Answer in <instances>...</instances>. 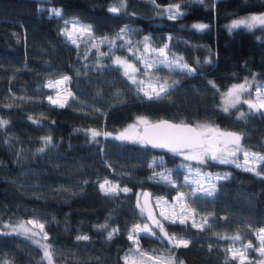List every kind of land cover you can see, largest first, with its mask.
I'll use <instances>...</instances> for the list:
<instances>
[{
  "label": "trees",
  "instance_id": "obj_1",
  "mask_svg": "<svg viewBox=\"0 0 264 264\" xmlns=\"http://www.w3.org/2000/svg\"><path fill=\"white\" fill-rule=\"evenodd\" d=\"M120 3L0 0V121H7L0 126V221L43 224L52 264H125L126 251L136 247L129 231L147 218L137 207V192L146 189L151 199L168 202L183 194L186 223H161L189 246L175 248L155 228V235L136 233L141 249L174 253L176 263L240 264L227 249L251 242L244 264L264 262L255 237L264 226V162L256 165L257 175L207 158L203 164L186 161L115 136L135 117L166 118L235 132L244 149L264 155L263 113L243 103L227 112L218 107L231 85L250 77L264 81V31L228 26L244 14L264 12V0H124L118 13L108 11ZM176 5L183 15L169 19L166 10ZM70 19L91 26L92 34L73 44L62 32ZM195 24L208 27L201 31ZM144 43L167 45V52L178 53L194 69L155 67L171 85L162 98L145 97L109 61L113 53L130 58L127 48L139 50ZM62 74L69 77L72 96L59 107L48 100L44 82ZM238 111L245 115L238 119ZM90 130L100 135L93 139ZM45 137L51 142L45 144ZM193 169L222 173L212 196L184 181ZM105 180L118 185L115 193L104 194ZM205 218L210 223L203 231L192 227L193 220L199 225ZM81 235L89 239L77 240ZM236 235L241 239H232ZM4 261L45 264L36 245L0 231V264Z\"/></svg>",
  "mask_w": 264,
  "mask_h": 264
},
{
  "label": "snow or ice",
  "instance_id": "obj_2",
  "mask_svg": "<svg viewBox=\"0 0 264 264\" xmlns=\"http://www.w3.org/2000/svg\"><path fill=\"white\" fill-rule=\"evenodd\" d=\"M203 2V0H201ZM124 0H121L119 7H110L108 9L109 12L112 13H118L121 9V7H125ZM176 10L174 12H170L169 19H176L178 16L183 15L182 12L179 11V5L175 6ZM53 14L57 17L61 16V10L60 9H54ZM67 24L68 21H65ZM257 24L264 25V15L260 16H251L249 18L245 19H239L234 20L231 25L229 26V29H234L240 26L252 28L255 27ZM194 28L197 30H204L208 27L206 24H195L193 25ZM124 29H121V32H123ZM80 33L83 35L84 33H87L88 35L92 34V28L91 26H80L76 27L75 22L73 24L72 31H65V35L68 36L69 40L72 41L73 44L77 43V38L74 37V33ZM107 39V38H104ZM148 38L145 37V40ZM167 48V45H165L164 48L158 49L160 56H165V49ZM147 47L145 51H147ZM115 64L122 66L124 68V75L129 78V80L133 83H137V79L135 75H131V73H135L137 71V68L128 63L126 60L121 59L120 57H117L114 61ZM161 63H164L165 67H169L171 69V63L168 61H162ZM146 68L151 69L153 65L146 64ZM177 67H179L181 72L187 71L188 73H192L194 69L190 68L187 64H177ZM69 80V77L64 76L60 80L56 81H49L46 85L49 88H55L59 87L60 85L65 84ZM211 83V82H210ZM140 85H144L143 87H139L138 91L143 92L144 96L148 99H154V98H162V94L168 93L169 88L171 85H168L167 82L160 84H148L145 85L144 81H139ZM250 82L247 78H245L244 83H238L232 85L231 88L228 89L227 93L224 94V111L227 112L230 107H235L237 104L243 102L246 103L249 107V109H252L254 111H264V91H261L260 88L256 89V100L255 102L251 99H243L242 100V94L249 91ZM215 87V85H213ZM150 88L151 91H148L147 89ZM68 97L72 96L71 92H68ZM49 101L53 104H58L59 107H64L67 103V97L63 99V102H60L59 100H53L51 96H49ZM245 114L243 112L240 113V116L237 117L242 118ZM33 123H38V121H33ZM7 124V121H0V126H3ZM138 124H142L143 131H136L134 135H129V129H134L137 126L136 125H130L129 129H126L124 133H121L119 136L116 137V139H128L133 140L136 142L137 138L140 143L144 144H151L152 147H167L170 151H173L177 154L184 155L185 160H195L198 163H206V158L211 159L213 161H218L220 163H233V161L229 160L228 156H235L238 151H241V135L230 132V131H222L221 129L217 127H212L208 124H200L196 126H189L184 123L175 124L170 123L168 121L161 120L158 123L151 124L149 121L143 117L138 118ZM91 137L95 139L98 135H100L99 132L95 130H90ZM105 135H109L108 133H105ZM45 144H48L51 142L50 137L44 138ZM39 151H44L43 148L39 149ZM244 163L245 165L249 164L250 161L253 164H259L261 162H264V155H259L256 153H249L247 151L244 152ZM237 167H241L239 163L236 164ZM245 171L253 172L257 175L258 173L256 171V167H245ZM227 178V177H225ZM163 179L168 180L170 182V176H164ZM217 179H220V177H217ZM175 186V185H173ZM101 190L104 192L105 195L113 194L117 191L118 185L111 184L108 180H105L104 183L100 184ZM212 190H206V194L208 196H212L214 194L215 185L211 186ZM121 191L128 192L129 189L124 188L120 189ZM145 196L148 195V193L144 194ZM184 196L183 194H179L176 197L177 205L180 206V212H177L176 208L173 207L171 214L169 215L168 211L166 209H161V216L164 218V220H168L172 224H176L177 222L181 225H184L186 223V220L188 219L187 216L182 215V213L185 211V208L183 206ZM160 202H158L157 207H159ZM137 207L140 208V204L137 203ZM144 208H141V212H144ZM149 219L152 220V225L155 228H159L160 234L163 236L164 239H166L169 244H172L175 248L185 247L187 248L189 246L190 241L183 238L178 237L175 232L169 233L165 225L160 222V220L156 219L151 212H149ZM210 222L205 218L203 224H197L195 220L192 222L193 228H199L201 231L204 230V226L208 225ZM27 224L32 225L33 228H39V233L35 231H31L28 228H25L24 224H19L16 228L13 229V231H17L18 229H22L25 233L31 231L32 236H37L39 234H42L43 240H48L47 234L44 232V225L39 223L36 220H28ZM4 227H9V225H4ZM101 227H107V225H103ZM116 229H113V233L116 232ZM143 232L148 235H155L149 227L148 224H144L143 227L141 225L137 224L133 228V233H139ZM257 239L260 241V247L258 251L260 252L261 256H264V228H260L257 232ZM108 238H112V233H109ZM222 239H228L229 237H221ZM88 236H77V240H88ZM128 239L133 241L136 245L135 251L138 253V255H126L124 257L125 264H176L175 260V254L171 253L168 256H164L163 254L157 255L155 253H148L145 252L143 249L139 247V243L137 238L133 234H129ZM232 239L239 240L241 237L239 235H236L235 237H232ZM33 243L38 244L43 249V258L48 261V264H52L53 262V254L50 251L51 244H40L39 240H34ZM246 248H252V243H248ZM227 251L232 253V259H237L239 257L240 264H244V261L247 259L246 253L243 248H228ZM3 264H9L8 261H4ZM180 264H183L181 261Z\"/></svg>",
  "mask_w": 264,
  "mask_h": 264
},
{
  "label": "rangeland",
  "instance_id": "obj_3",
  "mask_svg": "<svg viewBox=\"0 0 264 264\" xmlns=\"http://www.w3.org/2000/svg\"><path fill=\"white\" fill-rule=\"evenodd\" d=\"M54 9H58V8L57 7L56 8L49 7V12L53 13ZM174 11H175V9L169 10L167 8L166 14L169 15L170 12H174ZM260 15H264V12L244 14V15L238 17V18H235V19L231 20L229 22L228 26H230L231 23L234 20L245 19V18H249L251 16H260ZM67 21H68V23L67 24L64 23V26L62 28V32L63 33H65L66 30L69 31V32L72 31L74 22H75V26L76 27L85 26V25H83V24H81V23H79V22H77L75 20H72V19L67 20ZM256 27L260 28L262 30V32L264 31V25L257 24ZM83 35L86 36L87 33H84ZM64 36L68 38L67 35L64 34ZM80 36H81L80 33H78V32L74 33V37L75 38L80 37ZM95 44H96L95 42H93V41L91 42V46H94ZM146 47L148 49L147 51H145ZM160 48H164V47L153 48V47H151L150 45H148L146 43H144L139 50L137 48L133 49V48L128 47L127 51L131 55L130 58L113 53L111 55L109 61H110L111 64H115L114 63L115 59L117 57H120L121 59L126 60L128 63L134 65L137 68V71L135 73H131L130 72V74L131 75H135V77L137 79V85L136 84L135 85H136V87L138 86V88L144 86V85H140L139 84V81H141V80L144 81L145 85H148L150 83L151 84H156L157 82L160 83V84H163V83L167 82V84L169 85L170 81L167 78L161 77L157 72L154 71V68L159 66V65L165 67L164 63H161L162 61L172 62L171 66L173 68H179V67H177V64L178 63L179 64H183V62L181 61V57H180V55L178 53L176 54L174 52H167L165 50V53H166L165 56H160L159 52H158V49H160ZM132 56H134V57H132ZM146 64H151V65H153V67L151 69H148V68L145 67ZM115 65H117V64H115ZM119 67L121 69V73L123 74V76L129 82H131L129 80V78L124 75V68L122 66H119ZM138 67L140 68L139 70H138ZM137 73L139 74V76L137 75ZM64 76H67V74H62V75H60V76H58L56 78H53V79H50V80H46L44 82V87L49 90V96H51L53 100H59L60 102H63V99L65 97H67V99L69 98L67 94H68V92H70V90L68 89L67 82L65 84L60 85L59 87H55V88H49V87L46 86L49 81H53L54 82L56 80L62 79ZM248 81L250 82L249 91H247V92L242 94V100L243 99H251L252 101L255 102V100H256V89L260 88L261 91H264V81L258 82L257 79L254 78V77L248 78ZM238 83H244V81H241V82H238ZM238 83H236V84H238ZM231 87H232V85L229 88H231ZM228 89L220 97V103H219L218 107L220 109H222V110L225 107V104L223 102L224 101V94L227 93ZM147 90L151 91L150 88H148ZM141 93L143 94V92H141ZM241 103H243V102H241ZM243 104L247 105L246 103H243ZM56 105H58V104H56ZM240 112L241 111H238L236 113L237 116H239ZM261 112L264 115V111H261ZM138 118H140V117H135L131 122L126 124L124 127H122L116 133L115 136L117 137L121 133H124L126 129H129L130 125H136L137 126L136 128L129 129V135H134L136 131H139L140 125H142V124H138ZM200 124H202V123H197V124H195V126L196 125H200ZM210 126L215 127L213 125H210ZM121 140L134 142L133 140H128V139H121ZM135 143H139L138 138H137ZM245 151H247L249 153H255V152L246 150V149H244L241 146V151H238L235 156H228L227 158L229 160L233 161L232 164H234L235 166H236L237 163H239L241 165L240 168H242V169H244L245 167H252V166L256 167L257 164H253L251 161H250L249 164L245 165V163H244V159H245L244 158V152ZM256 154H258V153H256ZM178 155L181 156L184 159V155H182V154H178ZM259 155H262V154H259ZM186 161H190V160H186ZM191 161H195V160H191ZM185 175L186 176H184V178H183L184 181H186L189 184H191L192 188H194L195 191L204 194V193H206V190H212L211 186L214 185L215 180L217 179V177H220L222 175V173H219V172H216V171L208 172V171H200L198 169H193L191 171L186 172ZM102 183H104V181H102ZM139 193H140V191L137 192L136 198L138 197ZM176 195L178 196L179 194H176ZM177 196H175V198H174V200L172 202H168L164 198L162 199V198H159V197L151 199L153 207H154V210H155L156 219L160 220V222L164 221V218L160 214L161 213V209H166L168 211L169 215L171 214L173 207L176 208L177 212H180V206L177 205V202H176V197ZM158 202H160L159 207H157ZM183 214H184V212L182 213V215ZM144 219H145L144 223L139 224V225H141V227H143L144 224H148L150 229H151V231H152V229L155 230V227H153V225H152V220H150L148 218H145V217H144ZM28 220H34V219H27V220H24V219L2 220V221H0V231L6 232V233L17 234L19 236L24 237L25 239L30 241L32 244L36 245L40 249L43 261L45 262V264H48V261L43 258V249L38 244L33 243L34 240H39L40 244H46L45 240L42 239V234H39L37 236H32L31 235V231H35V232L39 233V228H33L32 225L27 224ZM21 223L24 224L25 228H28L31 231L27 232V233H25L22 229H18L17 231H13V229L16 228ZM6 224L9 225V227H7V228L4 227V225H6ZM135 225H137V224H135ZM135 225H133L131 227V230L129 231V234L131 233L134 236L136 235V233H133V228L135 227ZM260 228H264V226L260 227ZM260 228L255 230V237H256V240H257V242L259 244L258 245V249L260 247V241L257 239L256 232ZM129 234H128V236H129ZM131 243L134 244L133 241H131ZM246 245L237 246V247H231V248H243V249H245ZM148 253H150V252H148ZM229 253L232 255L231 252H229ZM129 254L134 255V256L138 255V253H136V251H135V246L133 247V249H130V250L126 251V255H129ZM157 255H160V254H157ZM149 264H150V262H149ZM176 264H180V263H176ZM258 264H264V262L259 261Z\"/></svg>",
  "mask_w": 264,
  "mask_h": 264
},
{
  "label": "water",
  "instance_id": "obj_4",
  "mask_svg": "<svg viewBox=\"0 0 264 264\" xmlns=\"http://www.w3.org/2000/svg\"><path fill=\"white\" fill-rule=\"evenodd\" d=\"M164 120V121H168L170 123H175V124H180V123H184L187 124L189 126H195L194 123L192 122H187V121H172L166 118H159V119H154L152 121H149V123L154 124V123H158L159 121ZM143 125H140V129L139 131L142 132L143 131ZM144 144V143H143ZM145 146L149 147L150 149L157 151V152H171V153H175L173 151H170L167 147H152L151 144H144ZM148 193L147 196H145L144 194ZM137 202L140 204V209L144 208V212L143 214L149 219V212L152 213L153 216H155V210L151 201V197L149 192L146 189H143L140 191V193L138 194L137 197Z\"/></svg>",
  "mask_w": 264,
  "mask_h": 264
}]
</instances>
